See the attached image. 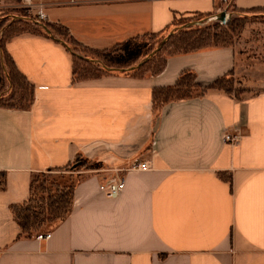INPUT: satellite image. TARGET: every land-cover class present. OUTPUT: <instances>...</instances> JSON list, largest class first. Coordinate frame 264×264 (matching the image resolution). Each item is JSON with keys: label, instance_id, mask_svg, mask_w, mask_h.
I'll list each match as a JSON object with an SVG mask.
<instances>
[{"label": "crops", "instance_id": "0c3cea01", "mask_svg": "<svg viewBox=\"0 0 264 264\" xmlns=\"http://www.w3.org/2000/svg\"><path fill=\"white\" fill-rule=\"evenodd\" d=\"M33 2L46 24L94 50L158 33L175 19L264 9V0ZM17 3L2 0L0 16L18 19ZM5 49L33 92L26 111L0 107V264H264V79L247 71L236 45L167 55L156 75L78 83L71 53L53 34H21ZM187 71L202 87L251 72L245 89L260 91L237 100L208 90L154 112L153 89ZM225 130L240 136L235 145L223 142ZM78 155L101 169L74 185L66 218L47 240L18 238L10 207L28 199L34 175ZM143 161L150 171L132 170ZM119 178L123 190L108 197L100 187Z\"/></svg>", "mask_w": 264, "mask_h": 264}, {"label": "trees", "instance_id": "16d2710c", "mask_svg": "<svg viewBox=\"0 0 264 264\" xmlns=\"http://www.w3.org/2000/svg\"><path fill=\"white\" fill-rule=\"evenodd\" d=\"M233 12L243 15L239 19L227 18L225 24L216 23L215 25L204 24L201 26H193L187 29L181 27L188 23L192 18H204L211 14H200L191 17L175 19L172 24L158 33L145 34L143 36L128 39L122 43H119L112 48L105 50H94L87 48L77 41H75L68 33V31L62 27L54 26L44 23L42 26L50 30L55 36H57L65 44V46L73 58V83L84 82L88 80L97 79L104 75L109 74H123L132 76L134 78H143L145 74L151 73L152 75L159 74L165 66V59L160 62H156L160 53L164 51L170 44H175L174 51L168 55H175L180 53H187L196 51L203 48H228L233 44L228 40V31L234 29L236 26H240L244 21L252 16L258 18L264 14V9H252L238 11L233 9ZM21 19L26 21V26H31V31L26 29H11L13 22L3 28V23L8 20L7 15L0 16V53L3 55V62L0 61V81H2L1 73L3 64L5 63L7 68L8 79L11 84L19 86L22 91L21 105L15 106L13 104H2L0 100V107L16 108L20 110H28L32 103L33 87L28 83L23 75L16 69L11 57L6 52L5 44L15 36L32 33L42 34L47 36L46 32L40 26L32 25L31 19L25 14ZM28 23V24H27ZM211 28L218 29L209 36L208 30ZM11 31V36H5ZM166 32H173V35L166 41L165 45L160 52L153 55L147 63L138 69L133 71L120 72L119 70H126L129 67L134 66L140 59H145L154 49L153 45L148 43L156 41L166 37L163 35ZM84 54L80 59L77 55L78 51ZM156 62V63H155ZM78 64L83 67L80 71ZM116 69L112 71L106 70ZM20 81V83L17 81ZM233 75L229 73L224 75L213 83L206 87L200 86L196 82V77L192 72L182 73L174 85L162 88H154L152 91V105L153 111L158 112L166 104L191 99L193 97H199L208 90L221 91L227 95H230L227 85L233 82ZM198 90H201L198 92ZM28 93V97L26 94ZM231 96V95H230ZM234 97V96H233ZM237 100L239 98L235 97ZM87 159L78 155L71 163L61 169H53L51 172H66L71 168V165L79 161L86 162ZM92 169L99 170L101 165L99 163H92ZM35 175L31 179L29 186V197L21 203L12 205L10 211L15 223L20 229L18 238H31L45 223H52L57 220H64L72 208V194L74 186L58 187L57 190L52 193L51 189L46 187L42 181L40 184L36 183ZM6 186L5 174L0 173V191L4 190Z\"/></svg>", "mask_w": 264, "mask_h": 264}, {"label": "rangeland", "instance_id": "374dc122", "mask_svg": "<svg viewBox=\"0 0 264 264\" xmlns=\"http://www.w3.org/2000/svg\"><path fill=\"white\" fill-rule=\"evenodd\" d=\"M15 4L18 5L17 0H14ZM222 5H229V3H222ZM19 7V6H18ZM225 6V10H226ZM220 12H224V9ZM218 12V13H220ZM226 13V12H225ZM4 15L8 16V20L3 23V28L8 26L10 23L13 22V26L11 29H26L28 31H31V26H26V21L21 19V16H24V12L21 10L20 7V12H19V18H14L15 13L12 12H7ZM231 19H239L242 18L243 15L240 13H235L232 15ZM206 18V17H204ZM204 18H192L188 23L184 24L187 25L192 22H198ZM226 18H228V14H226ZM216 23L221 24L220 22L216 21H211V22H205L201 25L208 24V25H215ZM28 24V23H27ZM183 25V26H184ZM200 25V26H201ZM11 31H9V34H6L5 36H11ZM50 31V30H49ZM216 31H219L218 29H213L210 27L208 30V35L212 36V34ZM170 32H166L163 37H166ZM50 34H53L50 31ZM54 35V34H53ZM228 40L230 43L236 45V48L238 49L240 53V60L241 63H249L246 65L247 71L248 68L251 69V71L255 72L256 75H258L259 78L262 77L264 79V14L262 16H259L257 19L253 18L252 16H249L243 24H240V26L234 27V29H230L228 31ZM162 39L159 38L154 43L149 42L150 44L153 45L154 49H152L151 53L157 49V47L160 45ZM168 41V40H167ZM175 44H170L167 48L164 49L163 52L160 53V56H158L156 62H160L161 60L165 59V57L172 51H174V46ZM163 48V47H162ZM78 51V55L84 56L81 51ZM161 51V50H160ZM159 51V52H160ZM149 56V55H148ZM144 59H140L137 63L134 64L135 67L137 64H139L141 61ZM0 61L3 62V55L0 53ZM155 62V63H156ZM252 63V64H251ZM250 65V66H249ZM79 66V71L83 68L81 64H78ZM242 66V65H241ZM244 67V64H243ZM245 67V68H246ZM131 68V67H129ZM127 68V69H129ZM122 73V71H120ZM245 72V69L243 70L242 73ZM246 75V76H245ZM251 72H248L246 74H243L242 79L241 78H234L233 82L229 83V86L227 85V89L229 90V94L231 96L237 97L239 99L246 98L248 96L254 95L260 90L258 89H245L246 84L244 83L247 80L251 79ZM1 79L0 81V100L2 104H13L15 106L21 105V97H22V91L17 85L11 84L10 80L8 79V74H7V68L5 63L3 64V69L1 73ZM18 81V79H17ZM20 83V81H18ZM201 90H198L200 92ZM222 91V90H221ZM28 97V93L26 94ZM92 162L90 160L84 161H79L77 163H74L71 165V168L68 169L66 172H50V173H40L35 175V179L37 180L35 185L40 184L42 181L45 183L44 185L51 189L52 193H54L56 188L60 187H69V186H74L77 182L85 178L87 175V172L93 171L89 170L92 169ZM60 220L54 221L52 223H45L37 233H35L33 236H37L39 234H45L49 232L52 227H54Z\"/></svg>", "mask_w": 264, "mask_h": 264}, {"label": "built area", "instance_id": "2783aa9c", "mask_svg": "<svg viewBox=\"0 0 264 264\" xmlns=\"http://www.w3.org/2000/svg\"><path fill=\"white\" fill-rule=\"evenodd\" d=\"M2 0H0L1 3ZM74 1V0H73ZM77 1V0H76ZM81 1V0H79ZM21 10L24 14L31 19L32 25L40 26L45 23L46 16L43 14L41 7L34 4L33 0H19ZM222 3H226V0H221ZM223 142L228 145H235L238 141L240 136L238 134H234L229 130H225L223 133ZM152 169L150 161H143L139 162L132 167V170L146 172ZM124 188V181L123 179L119 178L114 182H109L106 186H101L100 189L107 193V196L110 198H115L117 195L123 190ZM50 234H39L36 236L38 240H47L49 239Z\"/></svg>", "mask_w": 264, "mask_h": 264}, {"label": "water", "instance_id": "95a60500", "mask_svg": "<svg viewBox=\"0 0 264 264\" xmlns=\"http://www.w3.org/2000/svg\"><path fill=\"white\" fill-rule=\"evenodd\" d=\"M226 13L225 12H220V13H217V14H214V15H210L198 22H192V23H189L187 25H184L182 26L181 28L182 29H187V28H190V27H193V26H200L201 24L205 23V22H211V21H216V22H220L221 24H225L226 23ZM42 29L50 35V31L45 28L44 26H42ZM173 35V32H170L165 39H163L160 43V45L157 47L156 50H154L152 53L149 54V56L147 58H145L143 61H141L139 64H137L135 67H131L129 69H126V70H119V71H133L135 69H138L140 68L141 66H143L145 63H147L149 61L150 58L153 57L154 54L158 53L162 47L165 45L166 41ZM67 48V47H66ZM69 49V48H67ZM80 59H82L83 57L80 56V55H77ZM106 70L108 71H112V70H116V69H109V68H106Z\"/></svg>", "mask_w": 264, "mask_h": 264}]
</instances>
